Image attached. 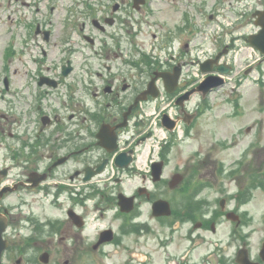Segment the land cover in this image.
Returning a JSON list of instances; mask_svg holds the SVG:
<instances>
[{"label": "flooded vegetation", "instance_id": "af4514ba", "mask_svg": "<svg viewBox=\"0 0 264 264\" xmlns=\"http://www.w3.org/2000/svg\"><path fill=\"white\" fill-rule=\"evenodd\" d=\"M89 1L23 0L21 120L0 111L5 263L18 256V264H42L36 257L44 254L47 264H264V206L247 201L239 186L247 166L231 171L226 188L235 183L241 190L229 201L222 187L228 179L221 180L220 197L208 187L185 186L191 173L204 178L192 166L169 171L159 183L151 165L140 173L138 152L152 133L136 104L147 80L129 50L133 32L123 25L130 0H109L107 8L104 0ZM227 1L208 3V19ZM166 2L180 17L191 3ZM10 94L0 90L1 99ZM157 199L168 202V216H152ZM150 242L154 250L141 252Z\"/></svg>", "mask_w": 264, "mask_h": 264}, {"label": "rangeland", "instance_id": "374dc122", "mask_svg": "<svg viewBox=\"0 0 264 264\" xmlns=\"http://www.w3.org/2000/svg\"><path fill=\"white\" fill-rule=\"evenodd\" d=\"M258 4L263 5L264 0L259 2L254 0V7ZM155 6L159 15L155 14L154 17H152V15L148 16L145 20L144 17H142V21L144 23L151 22L152 26L158 25L162 29V35L157 37H165L164 31L167 25H169L168 23L173 20L177 21V19L167 15L164 9L165 2L163 0H161V3H156ZM251 22L252 19L247 13L240 18V21L237 22L239 25L235 24V27L239 28V32L243 34L247 30L246 24H250ZM176 23L179 22L177 21ZM146 40L147 42L151 40L149 33L142 41L146 43ZM243 41L244 38L240 39L238 41L239 45L244 46ZM9 47L15 50V55L10 57L7 61L8 72L11 77L14 70L17 72L15 78H12L15 83L14 89L23 92V7L22 3L19 1L0 0V58L4 57V51ZM1 52H3V54H1ZM241 56H243L242 53L239 54V57ZM246 63L247 60L244 56L238 59L237 73L242 76L243 72L250 69V75L235 81L233 86L234 89H227L228 87H226V95H224V97L219 96L215 99L216 104L212 105L213 111L211 113H201V117H199V115L197 116L196 112L192 113V115H195L197 121V125L195 126L197 134L184 139V143L175 145L174 152L171 156L173 162L169 167L170 169L179 163L184 164L185 162V165L187 164L186 167H188V160L192 157L194 151L199 149L205 155L209 153L208 147L212 144L210 132L217 134L220 140L231 138L229 142L232 145H230L232 148L231 150L227 151V149L217 146L216 153L214 152L212 156L207 155V159L210 161L209 167H200V172L204 180L210 184L211 190L214 191V196L218 195L216 192L221 190L219 186L221 185L222 177L219 173V169L223 164H225L226 168H231L234 166L233 163L242 159L244 167L247 166V171L257 170L256 172H261V175L264 174V136L261 138L263 131L260 132V137L257 135V132L252 129L248 131L245 130V127L255 125L261 116L264 118V77L262 76V73H264V64L262 66L252 65L251 68L249 64ZM242 79L244 80L243 82L241 81ZM9 99L16 102L17 109H22L23 104L19 95ZM228 100L233 102L234 106L235 102L238 101L239 108L237 111L242 114L240 118L236 119L231 116L230 109L233 107L227 102ZM239 109H241V111ZM215 115L219 116V118H216ZM263 127L264 123H261L260 131L263 130ZM214 179L217 183H214ZM241 186H247L246 181L242 183ZM233 190L234 189L231 188L228 191L230 192ZM220 196L221 194L218 195V197ZM252 202L254 206L263 207L264 190L258 191V193L255 194L253 193ZM49 215H58V212L51 211ZM141 216L146 217L144 210L141 211ZM148 250H154L151 242L141 247V252Z\"/></svg>", "mask_w": 264, "mask_h": 264}, {"label": "water", "instance_id": "95a60500", "mask_svg": "<svg viewBox=\"0 0 264 264\" xmlns=\"http://www.w3.org/2000/svg\"><path fill=\"white\" fill-rule=\"evenodd\" d=\"M254 16H257V19L255 21L256 25H259L261 27V30L255 34V35H251L248 37L247 39V43H249L251 46H253L254 48H256L257 50H259L262 54H264V11L260 12L257 11L254 13ZM217 59L215 61H208L206 63H204L202 65V70L203 71H208L211 69V64L216 62ZM229 70L228 67H226V65L223 64H219L217 65V71L221 72V73H227ZM164 80L166 79L167 76H165L164 74L161 75ZM172 80L175 82L176 80V76H174L172 78ZM222 84V81L217 78V77H208L198 88V91H201L203 94L208 92L209 90H211L212 88L218 87ZM166 89L168 90V88L166 87ZM193 91H191L190 93H192ZM190 93H187L185 95V97H182L181 99H179V101H182L184 99H187L188 96L190 95ZM154 210L156 213V215H160L162 212V206H161V202H156L154 204ZM3 225L0 224V256H1V252L2 250L5 248V242H2L1 240V232L3 230Z\"/></svg>", "mask_w": 264, "mask_h": 264}]
</instances>
